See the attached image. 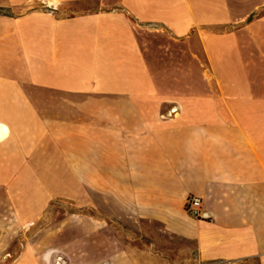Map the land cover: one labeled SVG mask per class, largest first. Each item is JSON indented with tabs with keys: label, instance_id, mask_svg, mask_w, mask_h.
I'll return each mask as SVG.
<instances>
[{
	"label": "crops",
	"instance_id": "0c3cea01",
	"mask_svg": "<svg viewBox=\"0 0 264 264\" xmlns=\"http://www.w3.org/2000/svg\"><path fill=\"white\" fill-rule=\"evenodd\" d=\"M89 1L97 11L63 15ZM0 8V167L18 158L8 183L64 185L54 198L81 185L100 222L16 240L42 215L19 210L0 264H264V0ZM138 232L177 250L137 252Z\"/></svg>",
	"mask_w": 264,
	"mask_h": 264
},
{
	"label": "rangeland",
	"instance_id": "374dc122",
	"mask_svg": "<svg viewBox=\"0 0 264 264\" xmlns=\"http://www.w3.org/2000/svg\"><path fill=\"white\" fill-rule=\"evenodd\" d=\"M90 3V5H89ZM78 3L65 8L63 15L71 17L81 18L89 12H95L98 10L92 2ZM3 12H8L4 10ZM72 20V19H70ZM77 21V22H76ZM73 25L74 32H80L83 29V24L80 20H75ZM63 27L71 26L66 23ZM19 161L16 158L10 161L8 165L0 167V236L4 231H10L13 227V213H17L19 210H33L42 209V215L37 219L34 225L29 229L23 228L19 233H13L14 239H22L23 241L34 240H49L51 233L58 228L61 223L68 219L69 224L83 225L87 219L91 225H99V217L96 214V210L92 206H86L81 201V185H73V195L69 198L55 197L56 192H60L58 188L64 185L53 184H34V183H8L15 177L20 171L18 165ZM23 170V169H22ZM64 188V187H63ZM57 194V195H58ZM89 216H83L88 214ZM12 219V221H10ZM23 223V222H22ZM103 223V222H102ZM141 226H146L142 223ZM9 227V228H8ZM15 227V226H14ZM120 233V239L125 244L129 240L127 236H130L129 228L125 226L117 227ZM136 241L134 243V250L146 251L148 254L158 255L160 258L164 257L162 252H168L171 249L167 246V242L162 241V237L159 235L157 244L158 246H151V240L146 238L141 232L137 235H131ZM12 236H10L11 238Z\"/></svg>",
	"mask_w": 264,
	"mask_h": 264
},
{
	"label": "built area",
	"instance_id": "2783aa9c",
	"mask_svg": "<svg viewBox=\"0 0 264 264\" xmlns=\"http://www.w3.org/2000/svg\"><path fill=\"white\" fill-rule=\"evenodd\" d=\"M185 210L190 216L196 219L205 218L202 200L199 197L188 196L185 201Z\"/></svg>",
	"mask_w": 264,
	"mask_h": 264
},
{
	"label": "bare ground",
	"instance_id": "6f19581e",
	"mask_svg": "<svg viewBox=\"0 0 264 264\" xmlns=\"http://www.w3.org/2000/svg\"><path fill=\"white\" fill-rule=\"evenodd\" d=\"M8 133V127L5 124L0 123V142L8 136Z\"/></svg>",
	"mask_w": 264,
	"mask_h": 264
},
{
	"label": "trees",
	"instance_id": "16d2710c",
	"mask_svg": "<svg viewBox=\"0 0 264 264\" xmlns=\"http://www.w3.org/2000/svg\"><path fill=\"white\" fill-rule=\"evenodd\" d=\"M1 11H4V9H3V8H0V12H1Z\"/></svg>",
	"mask_w": 264,
	"mask_h": 264
}]
</instances>
